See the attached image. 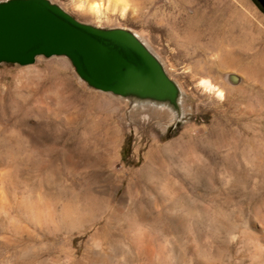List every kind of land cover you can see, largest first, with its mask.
Returning a JSON list of instances; mask_svg holds the SVG:
<instances>
[{"label": "rangeland", "instance_id": "rangeland-1", "mask_svg": "<svg viewBox=\"0 0 264 264\" xmlns=\"http://www.w3.org/2000/svg\"><path fill=\"white\" fill-rule=\"evenodd\" d=\"M48 1L134 34L178 96L93 90L65 57L0 63V264H264V13Z\"/></svg>", "mask_w": 264, "mask_h": 264}, {"label": "water", "instance_id": "water-1", "mask_svg": "<svg viewBox=\"0 0 264 264\" xmlns=\"http://www.w3.org/2000/svg\"><path fill=\"white\" fill-rule=\"evenodd\" d=\"M264 13V0H252ZM65 57L89 88L175 106L176 85L131 32L83 24L48 0L0 2V63Z\"/></svg>", "mask_w": 264, "mask_h": 264}, {"label": "bare ground", "instance_id": "bare-ground-1", "mask_svg": "<svg viewBox=\"0 0 264 264\" xmlns=\"http://www.w3.org/2000/svg\"><path fill=\"white\" fill-rule=\"evenodd\" d=\"M109 1L112 2V5L111 6H112L113 9L118 8L121 12H124L125 11L126 4L124 3L123 0H106V2H109ZM107 5H108V3H107ZM107 5H106V7H108ZM89 8L92 11H94V12H98L100 10V8H101V5L99 3L96 4L95 2H92L90 4V7ZM226 62L227 61L222 60V62H219V65L224 66L223 64H225L226 66H229L230 64L229 63H226ZM200 84H201V86L205 90H207V91H214V92L216 91V95L219 96V97L221 96V93L222 92L219 89H217L214 86H212L208 81L202 80V81H200Z\"/></svg>", "mask_w": 264, "mask_h": 264}]
</instances>
